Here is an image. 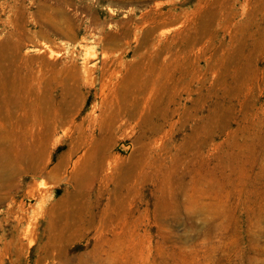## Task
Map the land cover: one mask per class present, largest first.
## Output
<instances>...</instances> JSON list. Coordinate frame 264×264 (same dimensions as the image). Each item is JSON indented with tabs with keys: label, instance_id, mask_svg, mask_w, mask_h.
<instances>
[{
	"label": "rangeland",
	"instance_id": "rangeland-1",
	"mask_svg": "<svg viewBox=\"0 0 264 264\" xmlns=\"http://www.w3.org/2000/svg\"><path fill=\"white\" fill-rule=\"evenodd\" d=\"M263 20L264 0H0V264H81L100 240L109 202L108 220L121 215L125 224L110 223L103 234L111 242L98 256L114 255L120 225L133 233L135 249L144 245L147 263L160 246L175 245L211 249L202 264H264ZM145 96L152 97L144 104L147 125L134 119L118 127L123 118L99 132L103 112ZM57 105L66 107L58 113L65 124L47 115ZM77 124L91 145L98 138L114 177L82 186L72 224L94 223L63 256L47 255L49 208L71 187L76 156L60 173L36 175L18 158L20 142L51 133L50 170L73 144ZM71 125L73 138L64 133ZM130 173L132 181L118 183L135 185L120 197L129 208L114 210L117 182ZM210 186L223 189L201 193ZM256 187L259 201L245 203ZM176 197L179 208L162 217ZM209 207L225 210L216 217ZM259 218L260 226L249 225Z\"/></svg>",
	"mask_w": 264,
	"mask_h": 264
},
{
	"label": "bare ground",
	"instance_id": "bare-ground-1",
	"mask_svg": "<svg viewBox=\"0 0 264 264\" xmlns=\"http://www.w3.org/2000/svg\"><path fill=\"white\" fill-rule=\"evenodd\" d=\"M179 64H180V62L177 61V63H176V69L179 68L178 67ZM1 89H2V86H0V95H1V92H2ZM142 89H144V88H142ZM144 90H146V89H144ZM150 98H152V97L150 96ZM150 98L148 96L141 97V100L138 99L135 102L134 106L131 107V108L125 106L122 109H120V106H118L116 109L112 110L111 112H109V110L105 111L106 113L103 112L102 115L100 116V119L98 120V125H99L98 126V129H99V132L101 131V129H102L101 127H103V125H106V127H109L111 129L115 125H117L118 122H120L123 118H126V121L125 122L122 121V123H120L121 125L120 126L118 125V127H125V126H127V124H130L131 122L134 123L133 122L134 119L138 120L137 122H139V124H141V122H142V124L147 125L148 124L147 123L148 120L147 119H144V116L143 115H145V113H147L146 114V116H147L148 114L151 113L150 110L148 112H145V105H148V100ZM0 103L4 104V100L1 97H0ZM65 108H66L65 106H62L60 108L57 105L55 107H52V109L47 110V115L49 116V118L51 120H52V118L54 116V120H55L54 125L65 124L67 122V119H66L67 115H65L63 117H61L60 115H58V113H61L62 112L61 110H65ZM40 109H41L42 112L45 113V111H43L44 110L43 105L41 106ZM56 111H57V116H56ZM83 124L82 125H80V124L75 125L77 127V134H78L75 137L72 136V134H71V131L74 128L73 125H71L70 127L64 129V133L67 136H69L70 138H73L74 137L73 144L66 151V153L60 157L59 162L55 166H53L52 169H50V170H48V161H46V162L44 161V155H45L46 151L48 150V143H49V141L51 139V136H50L51 133L41 134L39 136L38 141H36V142L35 141L34 142H31L30 140H32V139L29 140V138H26L27 136L25 138H23L21 140V142H20L21 145H20L19 157L18 158L20 159V162H22V164L25 165L26 169L32 171L36 175H38V174L40 175V174H43V173H45L47 175H50L52 172H56V171H59L58 173H60V170L64 166L65 167L67 166L66 164H67V161H69L70 157L76 156L75 157L76 159L73 162V168H71V169H73V171L71 173V176L68 179L71 187H68L66 189L64 195L60 199H58L55 203H53V206L52 207L49 208V218L50 219H49V224L47 226V230H48V233H49V236H50V241L48 243V246L45 248V252H46L47 255L49 254L48 251L50 249H55V250H58L59 251V255L60 256H63L64 253H65V247L68 245V243H70L71 241H73L75 238H78L79 236H83L85 234L86 229H88L94 223V221L93 222H90V223H86L81 218L77 223L72 224V221L74 222V219H75V217H76L79 209L82 210V208L78 206V201H77V197L78 196H81V194H84L83 191H82L83 190L82 189V186H84L87 183H91L93 181H96V180L103 181L105 184H107L108 181H110L114 177V175L112 174V172L107 171V169H109L110 167L107 168L108 167V165H107L108 162H106V161H107V158H108L107 156L108 155H107L106 151L104 150L103 146L100 143H98V144L95 145V143L98 141V138H94L93 137L92 140H94V145L93 144L91 145L89 143V141H88V135L85 132V128H84ZM155 128H157V127H155ZM48 129L51 130V125L48 126ZM80 130L82 132H80ZM101 135H103V134H101ZM106 135H107V133H106ZM109 141L112 142L111 140H109ZM1 144H3V142L0 143V148H1ZM5 144H6V141H5ZM5 147H6V145H5ZM13 149H15V148H13ZM83 149H85V151H83ZM7 150H8V148H7ZM7 150H6V153L8 151H10V150H8V151ZM16 151L17 150L15 149V153H16ZM82 151H83V153L79 155V153H81ZM2 153H3V151H2V148H1L0 149V155ZM17 154H18V152L16 153V155ZM19 159H18V161H19ZM119 170L121 171V169H119ZM116 174H117V172H116ZM62 175H63V173H62ZM134 176H135V174H133V173H130L127 176H122L121 179H119V181L117 182V184L118 183H122V182L125 184L127 181H132V179H133ZM118 185H119L118 186V189H119L120 195L118 196V198L116 197V199H115V202L116 203H115L113 209L114 210H116V209L119 210V209H124V208H127L128 209L129 206H127V204H126L127 202L125 200H120V197L121 196H124V197L130 196L131 195V191L135 189V185L133 187L130 186L131 183L130 184H127V185H122V184H118ZM115 186H116V184H115ZM212 188L215 189V190L223 189V188H220V187H218V189H217L216 187H211L210 186L207 189H202L201 190V193L204 194L206 190H208V189L211 190ZM258 188H260V187H256V191H254V195L252 197L253 200L251 199L249 202H245L244 201L245 203H250L251 204L252 201H253L254 204H255L257 201H259L261 192L257 191ZM177 189L181 192L182 186L177 187ZM30 195H32V196L35 195V191L34 190L31 191L30 192ZM89 197H90V195H89ZM97 198H98V195H97ZM177 199H178V197L172 199L171 201L167 202L166 205H164L163 210L161 212V216L162 217L165 216V215L170 214V212L173 211L174 208L176 210L179 208V205L176 204V200ZM42 201L43 202L46 201L45 200V196L42 197ZM241 201H243V199L240 200V202ZM244 202H243V204H244L243 207L245 208L244 210H246L247 212H249V211L251 212V211L254 210L253 209L254 207H251V208L249 207L248 208L247 205ZM260 203H262V201ZM107 204L108 205L105 207V210H104V213L107 216H104L103 219H102V223H103L102 226H101L102 232L100 231V233H101L100 235L101 236H98V238L100 240L98 241V243L95 244V247H93L94 249H93L92 253L91 252H87V253H84V254H82L80 256L81 264H92V262L90 260V257L91 256L94 259L93 260V264H94V262L97 263L99 260H102V261L104 260L106 264H151V263L152 264H185L186 263L185 260H187V259L193 260V261H191L192 264H202L203 261L209 260V257H211V254H210L211 249L204 251L201 248H198V249H189L188 250V249L181 248V247H178V246H175V245L174 246L171 245L170 247H166V248L160 246L158 248V250H157L156 256L153 258V261L151 263H147L148 262L147 261V258L148 257L143 252V250H144L143 246L144 245L141 244L143 250H142L141 247H140L141 250L135 249V244L131 240L132 237H133V233L131 231L125 230L124 226H120V225L117 227L118 229L113 230V232H114V236H113V241L114 242L113 243L115 244V249L114 248L113 249L116 250L115 253H114V255L112 256L111 253L109 254V252L108 253L105 252V253H107V256L106 257H104V255H102V254H100L98 256L99 253H103L102 251L99 252L100 247L103 246L107 242H111L109 240L112 239V238H110L108 240L106 238V236H104V234H103V232H105V231H107L109 229L112 230V228L110 227V223H112L114 220H118L119 223H121L122 225L125 224V223H122L123 222V219H125V218H122L121 215H117L116 216L114 214L116 216L115 217V216H113L111 214L113 217H110L111 219L108 220L109 219L108 213H109V211L111 209L112 204H111V202H109ZM76 205L78 206V211L77 212H76ZM240 205H241V203H240ZM262 205H263V203H262ZM103 206H104V204H103ZM208 209H210V211L214 212V214H215L216 217H218V216L220 217L221 212H223L225 210V209H223V210L222 209H219V207H216V208L215 207H209ZM78 215L80 216L81 214H78ZM256 215H257V217H259V212L258 211L256 212ZM246 217H247V215H246ZM236 224H237V222H236ZM259 224H260V218L258 220H256V221H254V222H251L250 221V223H249L250 226H260ZM244 228H245V226H244ZM239 230L240 229H238V232H239ZM241 231H243V230H241ZM96 232H98V231H96ZM234 236L235 235H233V237ZM235 238H237V237H235ZM257 238H260V236L258 235ZM141 240H142V238H141ZM139 245H140V243H139ZM208 246L209 245H207V247ZM104 248H106V247H104ZM247 249H249V248H247ZM232 250H234V249H232ZM227 251H228V249H227ZM225 252H226V250H225ZM214 254H216V253H214ZM101 256H103V257H101ZM205 264H212V263H209L208 262V263H205Z\"/></svg>",
	"mask_w": 264,
	"mask_h": 264
}]
</instances>
